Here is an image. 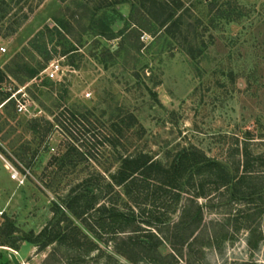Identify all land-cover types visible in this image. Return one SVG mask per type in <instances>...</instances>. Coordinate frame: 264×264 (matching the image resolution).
I'll list each match as a JSON object with an SVG mask.
<instances>
[{"label": "rangeland", "instance_id": "obj_1", "mask_svg": "<svg viewBox=\"0 0 264 264\" xmlns=\"http://www.w3.org/2000/svg\"><path fill=\"white\" fill-rule=\"evenodd\" d=\"M179 1L177 24L165 29L168 23L155 22V6L135 26L145 14L142 0H0V251H15L20 264H41L55 245L40 250L24 236L59 217L52 209L65 210L59 197L77 177L69 171L61 178L48 166L65 143L63 129L54 125L41 138L29 127L33 119L52 121L63 112L99 161L112 153L104 139L110 123L126 113L135 123L123 129L125 149L162 162L191 146L232 162L245 144L264 150V0ZM52 61L64 69L58 79L43 72ZM17 100L25 111L16 110ZM70 113L85 116L75 122ZM232 193L204 205L195 247L201 260L194 264H264V203ZM149 219L142 213L135 221L145 229ZM83 229L112 252L96 226Z\"/></svg>", "mask_w": 264, "mask_h": 264}, {"label": "trees", "instance_id": "obj_2", "mask_svg": "<svg viewBox=\"0 0 264 264\" xmlns=\"http://www.w3.org/2000/svg\"><path fill=\"white\" fill-rule=\"evenodd\" d=\"M141 4L145 14L135 17V26L140 27L139 20L153 14L150 7L154 6L160 13L155 19L160 26L168 23L166 29L170 24H177L178 19L172 21V17L180 6L179 0L175 5L166 0H142ZM4 74L0 69V81ZM64 116L59 112L52 121L33 119L29 124L41 138L54 125L63 129L67 135L65 143L51 156L48 166L55 167L61 178L69 171L77 176L68 181L66 193L59 197L65 210H61L59 204L52 209L55 214H60L59 217L47 223L37 234L24 236L40 250L55 245L41 264H125L120 257L135 264H194L201 260L195 247L204 208L219 196L218 193L231 189L232 195L239 194L247 202L260 200L264 203V150L254 152L245 144L239 151V159L232 162L210 157L191 146L177 150L169 161L162 162L147 152L132 153L125 149L123 129L135 123V117L126 113L124 119L110 123L112 133H106L104 139L112 153L99 161L87 149V143L75 137ZM81 116L85 114L70 113L75 122ZM111 163L115 166L111 167ZM116 187L122 188L128 202L123 207L128 211L118 204L121 194ZM104 196L107 202L100 201ZM143 204H149L151 209L146 210ZM133 209L140 215L148 213V228L137 224L138 214ZM92 211L95 217L90 214ZM133 222L135 228L129 229ZM93 226L106 235L103 239L112 244V252L99 247L96 239L83 229L93 231ZM4 227L5 232H11L13 228L9 220ZM98 237L100 239L102 235ZM163 243L169 246V252L159 250ZM61 248L64 253L56 257ZM0 264H11L7 251H0Z\"/></svg>", "mask_w": 264, "mask_h": 264}, {"label": "built area", "instance_id": "obj_3", "mask_svg": "<svg viewBox=\"0 0 264 264\" xmlns=\"http://www.w3.org/2000/svg\"><path fill=\"white\" fill-rule=\"evenodd\" d=\"M0 50L1 51H5V48L4 47H0ZM43 72L45 73L47 78L58 79L64 73V69H63L62 65L59 62L52 61V62H50L48 64V66H46L43 69ZM12 98L13 97H10L9 99H12ZM15 107H16V110L18 112H22V111H25L27 109L26 104L24 102H21V101H18V100H17V104L15 105Z\"/></svg>", "mask_w": 264, "mask_h": 264}, {"label": "water", "instance_id": "obj_4", "mask_svg": "<svg viewBox=\"0 0 264 264\" xmlns=\"http://www.w3.org/2000/svg\"><path fill=\"white\" fill-rule=\"evenodd\" d=\"M7 257L10 260L11 264H20L19 258L16 255V252L8 249Z\"/></svg>", "mask_w": 264, "mask_h": 264}]
</instances>
